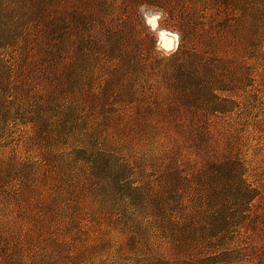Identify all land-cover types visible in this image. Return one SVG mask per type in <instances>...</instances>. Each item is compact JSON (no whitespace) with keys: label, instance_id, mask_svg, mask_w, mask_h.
Returning a JSON list of instances; mask_svg holds the SVG:
<instances>
[{"label":"trees","instance_id":"16d2710c","mask_svg":"<svg viewBox=\"0 0 264 264\" xmlns=\"http://www.w3.org/2000/svg\"><path fill=\"white\" fill-rule=\"evenodd\" d=\"M87 2L80 17L67 0H0V264H264V117L243 150L234 131L203 130L213 115L185 109V92L215 96L220 70L242 56L253 63L244 79L264 96V0L243 17L217 6L179 18L166 55L152 34L149 52L110 55L117 70L104 85L127 75L131 90L110 103L88 94L79 59L64 63L67 19L89 33L88 18L103 23L101 5ZM77 47L101 45L86 37ZM186 145L201 162L189 175ZM113 238L117 250L96 261Z\"/></svg>","mask_w":264,"mask_h":264},{"label":"rangeland","instance_id":"374dc122","mask_svg":"<svg viewBox=\"0 0 264 264\" xmlns=\"http://www.w3.org/2000/svg\"><path fill=\"white\" fill-rule=\"evenodd\" d=\"M67 1H69L68 7L70 11H72V13L77 11L80 17L85 16L84 12L88 11L87 8L89 7L80 6L79 3L89 1L92 3L91 6L94 5V2L101 5V12H99L98 17L104 24L98 22L95 17L94 19L88 18L86 20V27L91 29V33L86 31L85 28L74 27L71 22V16L67 19L69 22L66 24L67 29H65L64 32L69 33L71 39L68 42L67 54L64 55V63L69 62L72 64L76 60L71 61V59H79L75 64L78 67L76 69L77 74L84 79L85 82L90 83L88 94H96L100 102L102 101L104 103L114 102L121 97H128L131 92L129 89L130 83H128L129 76L127 75H122L119 80L113 81L110 86L111 88L104 85L110 70H117V67H115L117 62L114 60L115 58L111 59L112 57L110 55L116 56L119 52H130L134 45H138L143 51L149 52L150 40L148 36L150 34L155 38L154 42L157 53L159 55H166L175 50L178 45L179 34L177 21L179 18L195 19L200 16H213V9L217 6L219 10H221L220 12L230 14L234 18L237 16L243 17L250 9L252 3H260V0H138L139 3L142 4L134 8L132 0ZM76 1L77 3H75ZM144 1H148L155 5H148L144 3ZM64 4L65 2H63V6ZM75 4L77 7H75ZM157 4L166 5L164 9L167 10H162L156 6ZM89 10L92 9L89 8ZM157 14L158 19L156 27L152 28V26L147 23V19ZM105 27H108L107 29L111 31L113 36L112 39L107 38L106 34H108V32L105 31ZM161 32L164 33L163 39L168 38L171 33L176 35L171 49L165 50L157 47V42L160 39L159 34ZM166 33H169V35ZM86 37L94 39L101 45V47L96 49L99 50L100 53L97 51L92 54L88 53L89 55L79 53V46L77 47L78 39H85ZM237 59L238 60L227 61L228 66L225 67V72H223L224 68H222L220 72L217 71L219 74H225V77L223 78L224 83L221 84L223 85L222 89L216 88V90L213 91V93L216 94L215 96L209 97V95L202 92L201 89H198V91L194 93H191V90L185 92L187 100L194 104V106L186 105L185 109L187 111H195L196 113L202 114H206L207 112L213 115V119L211 122H208V125L202 123L203 130L208 128L213 131L216 129L222 132L234 131L243 138L241 140V148L245 150L246 142L251 140L248 138L247 141H244L246 140L247 131L250 128L251 122L258 121L264 117V96L257 90L258 88L250 84V81H247V79L243 77L244 64L252 63V61L248 58H244V56ZM203 80L200 82L202 83ZM212 80L213 78L211 76L207 77L208 82ZM215 87L219 86L215 85L213 81V88L215 89ZM117 105L118 104L105 107H94V111L99 113L116 112L118 111ZM51 118H53V116H51ZM9 141L11 142L10 145L20 141L17 132L12 134ZM196 149L195 147L191 149L189 145L185 147L187 160L185 159L183 169L188 175L194 173V170L198 169L201 164L199 159L193 162L189 161V159H192ZM257 171L260 172V175L262 171L264 172V161L259 164ZM116 241L117 239L115 238L110 240L111 248L104 253L102 257L99 258V256H97L96 261L104 257L109 258L108 254L113 253V250L115 251L118 248V242ZM123 256H125V254ZM118 260L125 264L124 259L117 258V261ZM86 264L91 263L86 262Z\"/></svg>","mask_w":264,"mask_h":264},{"label":"clouds","instance_id":"9594fccd","mask_svg":"<svg viewBox=\"0 0 264 264\" xmlns=\"http://www.w3.org/2000/svg\"><path fill=\"white\" fill-rule=\"evenodd\" d=\"M157 19H158V14L152 16L151 18H148V19H147V23H148L150 26H152V28H155V27H156ZM159 36H160V39H159L158 42H157V47H158V48H163V49H165V50L171 49V48H172V42L169 41V40H165V39H163V37H164V33L161 32V33L159 34Z\"/></svg>","mask_w":264,"mask_h":264},{"label":"bare ground","instance_id":"6f19581e","mask_svg":"<svg viewBox=\"0 0 264 264\" xmlns=\"http://www.w3.org/2000/svg\"><path fill=\"white\" fill-rule=\"evenodd\" d=\"M166 34L169 35V33H166ZM175 37H176V35L174 33H171L170 36H168V38H166L165 40H169L173 44L175 41Z\"/></svg>","mask_w":264,"mask_h":264}]
</instances>
